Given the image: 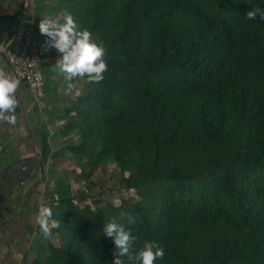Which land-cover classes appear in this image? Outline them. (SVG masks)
<instances>
[{
    "label": "trees",
    "instance_id": "1",
    "mask_svg": "<svg viewBox=\"0 0 264 264\" xmlns=\"http://www.w3.org/2000/svg\"><path fill=\"white\" fill-rule=\"evenodd\" d=\"M19 7L0 14V46ZM34 9L61 22L71 14L105 49L107 70L99 83L75 79L73 101L53 70L59 57L43 61L52 49L38 30L36 105L48 118L35 125L34 171L48 167L52 205L64 208L51 239L36 225L27 264H113L103 228L127 227L121 213L135 218L133 255L145 241L164 249L154 264H264V0H34ZM16 21L3 46L25 31ZM20 113L18 103L16 122ZM113 164L118 198L108 201L93 176ZM71 176L87 185L77 203Z\"/></svg>",
    "mask_w": 264,
    "mask_h": 264
},
{
    "label": "clouds",
    "instance_id": "2",
    "mask_svg": "<svg viewBox=\"0 0 264 264\" xmlns=\"http://www.w3.org/2000/svg\"><path fill=\"white\" fill-rule=\"evenodd\" d=\"M47 2L49 3V0ZM35 11L34 27L36 37L39 40V28L40 34L48 38L46 42L47 49H55L59 53V58L56 60L53 70H58L63 76L65 82L64 92L75 101L80 95L78 91H75L76 85L73 83L75 79L86 77L89 83H99L104 79L103 74L107 70V64L103 59L105 49L103 46H98L92 42L91 33L88 30H78V25L71 14L65 13L63 22L54 17L45 16L40 19L39 25H37V10ZM257 11L259 10L248 12L246 18L249 20L254 19ZM31 15V13L28 14L26 26ZM10 31L11 29L8 32ZM3 42L0 46V56L6 61ZM20 84L24 83L0 69V121L10 125L16 124L15 113L18 107L16 93ZM74 91L75 94H73ZM30 98L32 99L31 96ZM33 103L37 104L34 101ZM6 202L10 203V201ZM125 217L127 218V227L122 223L110 222L105 224L103 228L104 236L111 238L115 244L113 264H125L124 259H122L125 256L128 257L130 264H154L157 259H162L165 255L164 249L155 241H145L141 250L135 255L131 253L133 242L138 239L136 235H133L131 227L135 224V218L121 213V218L124 219ZM36 222L44 239H51L52 230L61 226L58 220L53 219L52 209L48 206L39 207Z\"/></svg>",
    "mask_w": 264,
    "mask_h": 264
},
{
    "label": "rangeland",
    "instance_id": "3",
    "mask_svg": "<svg viewBox=\"0 0 264 264\" xmlns=\"http://www.w3.org/2000/svg\"><path fill=\"white\" fill-rule=\"evenodd\" d=\"M50 2H51V0H50ZM22 3L24 4V6H23V9L21 11L22 14L20 13L21 14L20 18L24 17L23 12H25V10L27 8L28 9L30 8L29 13H31L32 15H34L36 13V11L34 10V0H22ZM22 3L20 4V7H21ZM18 4L19 3H17V0L0 1V14H2V13H14L18 7ZM20 7L18 8V10L20 9ZM0 64L8 66L5 63V61L2 59H0ZM30 103H31V105H30ZM34 107H36L35 108L36 110L34 109ZM43 107H44V104L42 107H39L36 105V103L35 104L33 103L32 99L30 100V102L27 101L28 110H25V112L22 114V117L20 119L21 125L19 128H17L18 125H16V124L11 125V127H9V126H6L7 125L6 122L0 121V124H1L0 125V161H1V164L8 162V160H10L11 158H13L11 160L17 159L18 154L20 153L22 148L24 149L25 153L30 152V153H32V155L37 153V157H38V147H37L38 139L36 136L35 125L37 122H39V120L40 121H46V119L48 118L46 111L43 110ZM2 125H5V126H2ZM8 125H10V124H8ZM28 130L30 133H28ZM22 144H24V147ZM53 144H54V142H53ZM47 168L45 171H43V170L40 171L37 169V171L34 172V175L30 179V182H29L30 185L28 183L24 184L22 186V190L24 191L26 189H29V187L31 186L30 190H33V195L31 196L32 198L30 197L31 199L29 198L30 195H27V198L31 202H36V201L38 202V203L33 204L34 206H36L37 204H39L40 206H44V205H42V202L47 203V200H49V202H50L49 207L51 206V208L53 209V215H54L55 211H57V213L59 211L62 212L64 207L60 206L58 208V207L52 205L54 203H53V200L51 197L53 196L55 198L56 196L53 195V192L52 193L50 192V189H49L50 187L49 188L45 187L46 181L51 179V174L49 172H47ZM49 168H50V166H49ZM71 168H75L76 171H79V167L77 166V164H75L73 162H68L65 169L70 171ZM42 173H44L45 175L44 176L41 175ZM119 176H120V173L117 172V167L114 164L104 166L103 168L97 170L94 173L93 181L95 183H98V185H102L103 183H106V186H105L106 189L104 190V194H102V196H101L103 199H106L108 201H114V199H115V201H117L118 196L116 193V180ZM37 177H39V181L37 184L33 185L34 181L38 180ZM42 177H43V179H42ZM101 179H103V180H101ZM69 180H70V184H71V189L76 191V193L73 196L74 197L73 202L77 203L78 202L77 199L80 198L79 188L81 187L83 189H87V185L83 181H76L73 176H71V178ZM103 187H104V185H103ZM37 192L40 194L39 197L36 196ZM88 193H89L88 195H90V197H87L83 201V203L87 202V203L92 204L93 197H95V192L93 190H88ZM38 209H39V207H37L36 210H29L25 206L23 207L22 212L25 214V216L27 218V222L29 224L36 220V217L38 214L37 213ZM35 233H36V231H35ZM33 241H34L33 242V245H34L36 242H35V240H33ZM18 248H19L18 246L15 247V250L12 252V260H14V261L21 254L19 252L20 249H18ZM35 254H36V251H34L31 248V250L25 252L24 257L30 258L32 255H35ZM20 258H21L20 264H22V263L27 264V261L25 258H23L21 256H20Z\"/></svg>",
    "mask_w": 264,
    "mask_h": 264
},
{
    "label": "crops",
    "instance_id": "4",
    "mask_svg": "<svg viewBox=\"0 0 264 264\" xmlns=\"http://www.w3.org/2000/svg\"><path fill=\"white\" fill-rule=\"evenodd\" d=\"M55 2L56 0L54 1L51 0V2L49 0L48 4L52 6L55 4ZM17 3H19L18 4L19 6L22 3V0L21 1L17 0ZM23 13H24L23 18H20V15L22 13L17 18V20L19 19L18 23L21 24V28L26 26V20L28 19L29 9L27 8ZM45 16H51L58 20L61 18L59 14H55L52 9H49L48 13L45 14L44 16L38 17L37 15L36 18L37 25H39L40 19H42ZM38 37L40 39V35H38ZM53 57H59V53L55 49L46 52L43 61L46 62L48 61L47 59H51ZM0 59L2 58L0 57ZM5 63L8 65L6 61ZM0 69L4 70L6 73L14 77V74L9 65L6 66L0 64ZM16 97L18 103L21 106V113L19 115V120L16 123V125H18L17 128H19L21 125L20 119L22 117V114L25 112V110H28L27 101L30 102L31 100L24 84H20V87L18 88L16 93ZM6 126L11 127V125H8V123ZM50 142L52 143V145H54L53 141L50 140ZM22 145L24 147V144ZM36 158H37V153H35L34 155H32V153L30 152L25 153L24 149L22 148L20 153L18 154L17 159L11 160L13 159L11 158L10 160H8V162L3 164H1L0 161V264H20L21 262L20 256L23 257L26 251L31 250V248L33 249V242H34L33 240H35V237L38 236L36 231V225H37L36 220L29 224L27 222V218L25 214L22 212L24 206L29 210H36L37 207H40L39 204L36 205L37 207L33 205L35 203H38L37 201L31 202L27 198V195H30L29 198L33 195V190H30L29 192L31 186L29 187V189H26L24 191L22 190V186L26 183L29 184L30 179L34 175L35 172L34 166L36 163ZM27 163L29 165H28L27 176L25 178H23L22 180L15 179L14 182H10V183L5 182V177L8 174L13 175L14 171L21 173L20 171L24 170V167H26ZM37 178L39 180V177ZM34 184L35 181L33 185ZM39 195L40 194L37 192L36 196L39 197ZM6 201H10V203L8 202L7 204ZM17 246L19 247L18 249H20L19 252L21 254L14 261L12 260V252L15 250V247Z\"/></svg>",
    "mask_w": 264,
    "mask_h": 264
},
{
    "label": "built area",
    "instance_id": "5",
    "mask_svg": "<svg viewBox=\"0 0 264 264\" xmlns=\"http://www.w3.org/2000/svg\"><path fill=\"white\" fill-rule=\"evenodd\" d=\"M14 42L12 50L7 46ZM4 47V57L14 77L20 79L34 102H39L44 94L43 73L41 70L40 44L36 37L34 15H31L24 32L18 31L16 37Z\"/></svg>",
    "mask_w": 264,
    "mask_h": 264
},
{
    "label": "flooded vegetation",
    "instance_id": "6",
    "mask_svg": "<svg viewBox=\"0 0 264 264\" xmlns=\"http://www.w3.org/2000/svg\"><path fill=\"white\" fill-rule=\"evenodd\" d=\"M28 165L29 164L27 163L26 164V167H24V170H21L20 171L21 173H19L17 171H14V174L13 175L12 174H8L5 177V182L6 183H10V182H14L15 179H21L22 180L23 178H25L27 176V172H28Z\"/></svg>",
    "mask_w": 264,
    "mask_h": 264
},
{
    "label": "water",
    "instance_id": "7",
    "mask_svg": "<svg viewBox=\"0 0 264 264\" xmlns=\"http://www.w3.org/2000/svg\"><path fill=\"white\" fill-rule=\"evenodd\" d=\"M23 6H24V4L22 3V5H21V7H20V9L17 11V13L15 14V17H14V20H13V22H12V24H11V26H10V28L8 29V31L12 28V25L15 23V21L17 20V18H18V16L20 15V13H21V11H22V9H23ZM8 31H7V33L4 35V37H3V40H4V38L7 36V34H8ZM29 132V131H28ZM30 133V132H29ZM40 171H42V167H41V165H40ZM38 182V180L36 181V183ZM35 183V184H36ZM5 203V202H4ZM3 203V204H4ZM8 203V202H7ZM9 208V207H8Z\"/></svg>",
    "mask_w": 264,
    "mask_h": 264
}]
</instances>
